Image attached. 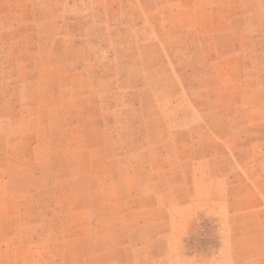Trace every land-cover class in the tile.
Here are the masks:
<instances>
[{"label": "rangeland", "instance_id": "obj_1", "mask_svg": "<svg viewBox=\"0 0 264 264\" xmlns=\"http://www.w3.org/2000/svg\"><path fill=\"white\" fill-rule=\"evenodd\" d=\"M0 264H264V0H0Z\"/></svg>", "mask_w": 264, "mask_h": 264}]
</instances>
